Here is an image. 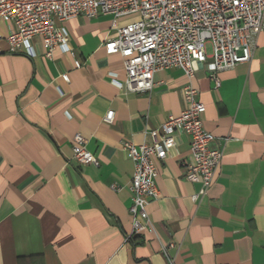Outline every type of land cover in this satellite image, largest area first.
<instances>
[{"label":"crops","instance_id":"1","mask_svg":"<svg viewBox=\"0 0 264 264\" xmlns=\"http://www.w3.org/2000/svg\"><path fill=\"white\" fill-rule=\"evenodd\" d=\"M56 26L73 54L59 47L47 58L38 37L12 54L14 26L0 24V264H264V35L249 63L218 73L219 87L208 59L192 78L159 71L150 92L136 93L126 89L124 59L104 48L116 37L112 16ZM188 85L223 151L215 181L193 200L201 185L185 179L190 139L180 135L157 161L150 227L134 235V163L123 143L151 144L150 132L185 109ZM76 135L98 167L75 161Z\"/></svg>","mask_w":264,"mask_h":264},{"label":"built area","instance_id":"2","mask_svg":"<svg viewBox=\"0 0 264 264\" xmlns=\"http://www.w3.org/2000/svg\"><path fill=\"white\" fill-rule=\"evenodd\" d=\"M100 15L113 17L116 37L105 41L104 48L107 55L124 59L126 89L136 93L150 92L159 71L178 68L192 78L208 59L211 79L219 87L218 73L249 63L257 37L264 35V0H0V24L14 26L6 37L12 54L29 50L36 37L41 39L47 58L59 47L73 54L69 38L56 22ZM123 19L130 22L120 26ZM62 78L70 80L68 75ZM183 97L185 109L150 132L151 144L123 143L134 163L129 209L134 235L150 227L147 208L150 201L160 198L157 161L169 157L180 135L190 139L191 161L185 179L201 185L194 201L208 194L220 167L223 151L213 146L215 136L205 129L206 107L198 100V91L188 85ZM114 117L115 112L109 111L104 122L111 124ZM72 146L75 161L99 166L82 135L74 137Z\"/></svg>","mask_w":264,"mask_h":264},{"label":"rangeland","instance_id":"3","mask_svg":"<svg viewBox=\"0 0 264 264\" xmlns=\"http://www.w3.org/2000/svg\"><path fill=\"white\" fill-rule=\"evenodd\" d=\"M208 52L210 53L211 52V46L208 45Z\"/></svg>","mask_w":264,"mask_h":264}]
</instances>
